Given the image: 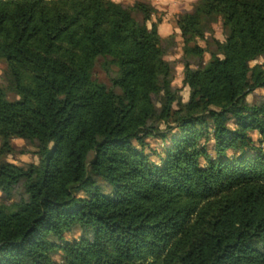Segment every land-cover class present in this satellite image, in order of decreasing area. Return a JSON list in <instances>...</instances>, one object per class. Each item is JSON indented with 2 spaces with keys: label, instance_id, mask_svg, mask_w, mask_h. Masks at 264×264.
Listing matches in <instances>:
<instances>
[{
  "label": "trees",
  "instance_id": "1",
  "mask_svg": "<svg viewBox=\"0 0 264 264\" xmlns=\"http://www.w3.org/2000/svg\"><path fill=\"white\" fill-rule=\"evenodd\" d=\"M152 13L0 0V264H264V0L176 17L185 101Z\"/></svg>",
  "mask_w": 264,
  "mask_h": 264
},
{
  "label": "rangeland",
  "instance_id": "2",
  "mask_svg": "<svg viewBox=\"0 0 264 264\" xmlns=\"http://www.w3.org/2000/svg\"><path fill=\"white\" fill-rule=\"evenodd\" d=\"M115 2H121L125 5H130L135 1L138 0H113ZM147 2L152 8L153 13L151 15V22L159 21V24L157 26V31L160 34L162 38H172V44H174L170 49H168L165 59L169 62H172L174 64V73H173V80L171 83V87L178 88L180 90L179 94L182 101H185L187 99L188 95V89L184 86H182L181 79H182V65H181V49H180V37H179V31L177 30L175 26V20L176 17L179 14L189 12L192 9V6L194 5L195 0H140ZM149 26V23H148ZM213 30V37L218 40L222 41V31L220 27V23L217 22L212 26ZM198 44L201 47H205L204 42L199 41ZM209 58L208 53H204L203 56V62H206ZM255 64H261L264 66V57H260L257 60L250 63V66H253ZM3 71V65L0 64V82L3 83L1 76ZM94 76L100 79L101 81L106 82L105 75L100 71L98 67L94 68ZM258 94L264 95V90H260ZM252 96H247V101H251ZM13 145V153L11 155H8L5 160L8 163L14 164V165H24L29 163H35L36 157L31 153V148L25 147L23 141L20 139H13L12 140ZM150 148H148L149 153H152V150H155V152L161 151V146L156 140H150ZM148 153V154H149ZM153 154V153H152ZM151 159L156 161V158L154 156H151ZM1 199V194H0ZM81 235L80 231H74L70 235H67L68 239H77ZM57 261H59V258H56Z\"/></svg>",
  "mask_w": 264,
  "mask_h": 264
}]
</instances>
